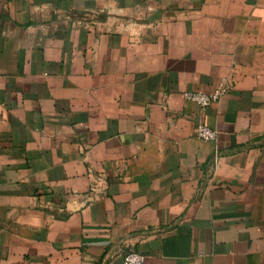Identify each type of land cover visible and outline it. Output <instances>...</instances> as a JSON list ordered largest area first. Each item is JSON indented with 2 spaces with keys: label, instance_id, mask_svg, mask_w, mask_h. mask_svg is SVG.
Listing matches in <instances>:
<instances>
[{
  "label": "crops",
  "instance_id": "1",
  "mask_svg": "<svg viewBox=\"0 0 264 264\" xmlns=\"http://www.w3.org/2000/svg\"><path fill=\"white\" fill-rule=\"evenodd\" d=\"M131 251L264 264V0H0V264Z\"/></svg>",
  "mask_w": 264,
  "mask_h": 264
},
{
  "label": "built area",
  "instance_id": "2",
  "mask_svg": "<svg viewBox=\"0 0 264 264\" xmlns=\"http://www.w3.org/2000/svg\"><path fill=\"white\" fill-rule=\"evenodd\" d=\"M224 94L225 89L218 88L212 93L189 92L185 94V98L193 103H196L203 109H206L213 103L220 101ZM196 136L203 141L214 142L218 138V131L205 125H199L196 131ZM145 262L146 256L135 251L127 253L123 258V264H144Z\"/></svg>",
  "mask_w": 264,
  "mask_h": 264
}]
</instances>
